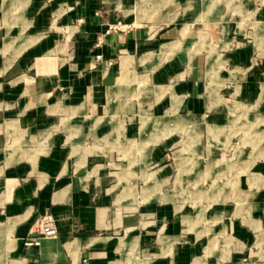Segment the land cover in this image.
<instances>
[{
  "label": "crops",
  "instance_id": "1",
  "mask_svg": "<svg viewBox=\"0 0 264 264\" xmlns=\"http://www.w3.org/2000/svg\"><path fill=\"white\" fill-rule=\"evenodd\" d=\"M236 1L235 7L233 0L210 7L211 0H153L162 11L152 20L141 0H0V264L264 261V165L241 174L234 208L225 206L232 199L215 202L202 219L177 209L182 200L153 199L142 204L157 206L137 211L131 207L136 198L119 201L124 185L114 195L116 185L107 188L98 176L99 157L117 150L120 130L131 135L124 121L132 123L137 111L140 117L182 112L204 119L222 103L238 106L223 101L224 94L264 112V0ZM117 21L131 27L107 33ZM173 40L186 47L158 51ZM128 56L129 96L138 93L139 78L147 79L149 91L132 98V110L123 113L117 92L120 63ZM222 118L211 116L207 128ZM9 125L26 133L24 140L35 138L37 144L24 149L42 142L46 153L20 160L9 147L7 158L16 138ZM142 136L138 144L124 143L122 157L131 166L161 155L171 138L143 156ZM108 137L112 142L102 144ZM131 168L122 174H134ZM45 213L55 221L53 237L33 232Z\"/></svg>",
  "mask_w": 264,
  "mask_h": 264
},
{
  "label": "rangeland",
  "instance_id": "2",
  "mask_svg": "<svg viewBox=\"0 0 264 264\" xmlns=\"http://www.w3.org/2000/svg\"><path fill=\"white\" fill-rule=\"evenodd\" d=\"M152 1L153 0H141L139 5L150 13V19L153 20L162 10L159 9L155 3L151 4L150 2ZM220 1L221 0H211L210 7H213ZM233 1L232 5L235 7L237 1ZM174 18L175 17H171L170 20ZM204 35L206 36L205 33H203V36ZM202 45L203 43H198L197 50H199ZM184 47L186 46L180 41L173 40L170 41V43L164 42L160 44L157 49L162 53H171ZM210 53L213 54L212 50ZM124 58H127L128 61L127 63H122V61L120 63V79L122 86L120 92H117V98L119 97L121 103L120 110L123 113L132 110V98L141 99L149 91L146 83L147 79L139 78L137 81L138 93L133 97L129 96L130 90H126L125 83L132 82V79L128 80V72L132 67L133 58L132 56ZM220 95L223 101L238 106H231V109H226L222 103L220 104L221 107L219 110L212 109L207 111L204 119L198 114L182 112H164V115L168 114L159 118L150 117L148 115L140 117V113L137 111L134 115V119L131 121L132 123L124 121L126 127H133L131 135H128L127 131H119L121 136L119 140L121 142H118L119 144L116 147L118 151L112 149L109 153L99 157L97 162L100 164L98 176L101 182H104L107 188L116 185L113 189L114 195H116L124 185L125 190L122 197L119 198V201L136 198L139 204H131V207H136L137 211L145 209L148 206H157L159 203L157 201L142 204L153 199L162 201L182 200L184 201L182 202L183 205L177 206V209H182L184 206V210L188 211L190 216L196 214L197 219L204 218L205 213L207 214L209 209H213L216 206H213L215 202H224L232 199L228 201L225 206H227V208H234L236 205L234 204L235 202H233L235 201L233 198L240 196L238 182L241 174L249 172L250 169L255 170L259 166L264 165V115H259L264 112L254 110L251 106H248V103L240 101L233 95ZM215 115L224 118L217 121V124L215 123L218 127L209 125L207 128L206 122H210V117ZM179 116L187 119L180 118ZM123 119L124 116H122V120ZM125 120L128 119L126 118ZM118 128L119 127H117V129ZM15 129L17 130L16 132L14 131ZM122 129H124V127H122ZM8 130L14 133L16 138L7 147V158L10 153L9 147L21 154L22 158L20 160L27 159L32 161L31 155L33 153L38 152L39 155L46 153V146L42 142L39 143L38 149H24V145H33L37 143L33 137H31L30 140H24L23 136L26 133L20 132L18 126L9 125ZM140 131L143 135V141L139 146H142L140 152L143 156L149 152L151 147H155V144L169 135L171 138L164 143L166 149L161 155L157 157L149 155L148 158H146V163L144 162V164H142L139 160L136 164L131 166L130 159L122 157V155H126L124 143L126 144L127 142L130 146H132L134 142L137 143L140 139ZM148 133H150V136L146 138ZM110 138L112 137L102 140L101 143L106 145L109 142L111 143L112 140ZM126 138L134 139L135 141L127 140ZM181 139L182 141L177 146L173 147V144ZM93 150H102V148L96 147ZM12 153L11 151L10 154ZM137 156H139V154L135 156L136 159ZM162 166H165L164 172L159 171V168ZM143 167L144 169L141 172ZM128 168H131L132 172L134 170V174L130 172L122 174L124 171H129ZM157 177H169V180L161 181L158 180ZM162 189H164V191L173 190L169 195H163ZM220 237L223 239L226 238L223 234L220 235ZM217 241L218 237L213 243L217 244ZM207 251H211V247L207 248ZM200 260L201 259H197L195 263L199 264ZM245 263H251V260L243 257L240 260V264ZM260 264H264V261L260 262Z\"/></svg>",
  "mask_w": 264,
  "mask_h": 264
},
{
  "label": "built area",
  "instance_id": "3",
  "mask_svg": "<svg viewBox=\"0 0 264 264\" xmlns=\"http://www.w3.org/2000/svg\"><path fill=\"white\" fill-rule=\"evenodd\" d=\"M131 27L130 24H124L121 21H117L115 23H111L108 25L106 32L110 31H126ZM100 58V55L97 56V59ZM33 232L38 237H53L57 234V229L55 225V221L51 214L45 213L41 218Z\"/></svg>",
  "mask_w": 264,
  "mask_h": 264
},
{
  "label": "bare ground",
  "instance_id": "4",
  "mask_svg": "<svg viewBox=\"0 0 264 264\" xmlns=\"http://www.w3.org/2000/svg\"><path fill=\"white\" fill-rule=\"evenodd\" d=\"M130 67V66H129Z\"/></svg>",
  "mask_w": 264,
  "mask_h": 264
}]
</instances>
